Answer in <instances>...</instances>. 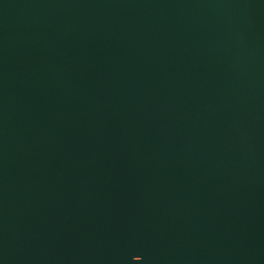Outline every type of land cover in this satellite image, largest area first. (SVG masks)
<instances>
[{
    "label": "water",
    "instance_id": "95a60500",
    "mask_svg": "<svg viewBox=\"0 0 264 264\" xmlns=\"http://www.w3.org/2000/svg\"><path fill=\"white\" fill-rule=\"evenodd\" d=\"M0 264H264V0H0Z\"/></svg>",
    "mask_w": 264,
    "mask_h": 264
}]
</instances>
